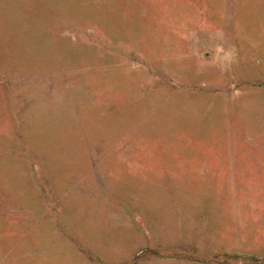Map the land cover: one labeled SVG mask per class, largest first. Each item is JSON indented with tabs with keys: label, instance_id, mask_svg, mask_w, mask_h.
I'll use <instances>...</instances> for the list:
<instances>
[{
	"label": "rangeland",
	"instance_id": "rangeland-1",
	"mask_svg": "<svg viewBox=\"0 0 264 264\" xmlns=\"http://www.w3.org/2000/svg\"><path fill=\"white\" fill-rule=\"evenodd\" d=\"M0 264H264V0H0Z\"/></svg>",
	"mask_w": 264,
	"mask_h": 264
}]
</instances>
